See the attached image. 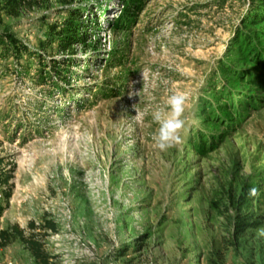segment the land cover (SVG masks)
Wrapping results in <instances>:
<instances>
[{"label": "rangeland", "instance_id": "rangeland-1", "mask_svg": "<svg viewBox=\"0 0 264 264\" xmlns=\"http://www.w3.org/2000/svg\"><path fill=\"white\" fill-rule=\"evenodd\" d=\"M129 1L141 8L117 32L107 20ZM247 4L44 0L3 18L4 28L38 51L48 24L69 6L84 8L99 52L71 48L76 62L66 80L52 76L50 59L62 56L54 47L39 61L22 55L0 64V157L14 164L7 202L0 192V230L16 224L27 234L29 221L53 222L56 230L42 238L50 264L80 253L79 238L95 255L78 264H264V104L230 129H209L196 115L201 97L213 99L203 91L208 82L224 80L217 63ZM40 68L51 77L37 86ZM174 92L189 98V123L182 142L161 152L151 113ZM253 93L264 96V89ZM196 131L217 133L215 148L197 154L188 147ZM252 187L256 198L248 195ZM242 216L251 220L240 234ZM0 264L36 263L13 240L0 247Z\"/></svg>", "mask_w": 264, "mask_h": 264}, {"label": "trees", "instance_id": "trees-1", "mask_svg": "<svg viewBox=\"0 0 264 264\" xmlns=\"http://www.w3.org/2000/svg\"><path fill=\"white\" fill-rule=\"evenodd\" d=\"M43 3L44 0H0V64L10 60L16 63L22 55L39 61L42 52L54 47L55 52L62 56L59 59H50L52 76L55 79L66 80L70 74V63L76 62L71 48L79 46L85 52L89 50L94 54L99 52L98 43L91 41L94 33L91 32L84 8L69 6L60 19L48 24L42 39L37 42L38 51L26 46L3 27V18L16 19L23 12H30ZM124 4L125 8L119 17L112 21L107 20L109 26L117 32H125L129 22L133 21L141 8L139 1H129ZM227 52L228 54L217 63L218 75L224 77V80L216 83L217 78L211 79L208 87L203 90L211 92L212 101H206L201 97L197 103L199 107L196 108V115L209 129H219L221 126L230 129L232 126H237L243 116H248L264 104V96L253 93V90L264 89V0H248L246 12L241 17ZM22 74L28 76L29 69H24ZM46 74L42 68L38 69L34 79L37 86H41L47 77H51ZM120 82L126 80L122 79ZM216 84L220 86L217 90ZM186 133L187 131L184 134ZM218 139L217 133L196 131L188 137L187 146L197 154H207L215 148ZM13 168L12 161L0 157V192L4 202H7L11 196L10 181ZM240 195H242L241 199L245 197L243 193ZM246 218L242 216L238 219L235 226L236 233L241 234L247 225L246 222H250L251 219L245 220ZM249 224L251 227L254 226L253 223ZM27 230L28 233L25 234L24 229L16 224L0 230V247L6 246L13 240H19L36 264H50L52 257L45 251L42 238L46 230L50 232L56 230L55 224L42 218L40 224L29 221Z\"/></svg>", "mask_w": 264, "mask_h": 264}, {"label": "clouds", "instance_id": "clouds-1", "mask_svg": "<svg viewBox=\"0 0 264 264\" xmlns=\"http://www.w3.org/2000/svg\"><path fill=\"white\" fill-rule=\"evenodd\" d=\"M189 98L184 92H174L170 94L164 106H158L152 111L153 122L158 126L152 135L154 146L161 152H165L182 142V133L189 123L188 115ZM137 121L143 118V114L136 111ZM242 174H251V171L245 169ZM250 198H256L259 190L256 187L249 189ZM264 235V229L260 230Z\"/></svg>", "mask_w": 264, "mask_h": 264}, {"label": "built area", "instance_id": "built-area-1", "mask_svg": "<svg viewBox=\"0 0 264 264\" xmlns=\"http://www.w3.org/2000/svg\"><path fill=\"white\" fill-rule=\"evenodd\" d=\"M74 246L80 249V253L74 251L73 256L69 260L62 261L61 264H78L82 262L83 259H92L95 255L93 245L89 242L82 241L80 238L75 239ZM72 250H74V248H72Z\"/></svg>", "mask_w": 264, "mask_h": 264}]
</instances>
